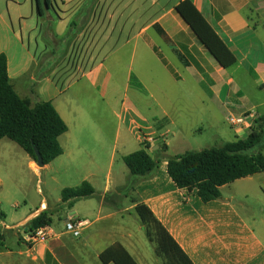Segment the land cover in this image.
Returning a JSON list of instances; mask_svg holds the SVG:
<instances>
[{"label":"crops","instance_id":"obj_1","mask_svg":"<svg viewBox=\"0 0 264 264\" xmlns=\"http://www.w3.org/2000/svg\"><path fill=\"white\" fill-rule=\"evenodd\" d=\"M29 1L32 9L29 18L35 17L38 20L36 27H30L27 23L28 18L20 13L18 0L3 2L0 0V55L4 54L7 58L8 76L13 89L20 98L29 100L32 106L38 102H51L67 124L68 131L64 135H68L69 141L75 142L74 149L76 151H88L86 146L76 141L86 139L92 134L97 139L108 137L113 141L114 148L119 145L124 149L127 148L129 144L126 136L122 134L120 125L113 126L112 117L116 115L115 110L109 108L108 117H105L104 113L99 115L95 112V118L101 117V120L104 121L100 120L102 124L100 128H93V130L87 128L84 125V114L79 111L75 112L71 98L66 96L75 82L62 88L55 76L59 65L71 55L70 48L72 47L73 50L75 39L80 31L84 33L87 29L86 25L90 24L95 17L103 22L110 13V19L112 18L114 10L111 9V5L106 6L103 0H93L92 4L89 0H84L76 6L75 0H53V6L48 9L47 16L42 17L36 12L34 0ZM182 1L184 0H177L165 14L152 19L151 23L142 31L151 28L155 30V25H157L164 32V37L158 31L157 34L171 47L183 68L194 76L200 85L206 87L208 91L206 102L209 105L214 106L218 102L224 103L225 100L235 97H237L236 101L239 105H246L243 89L239 84L236 86L234 84V82L236 83L234 75L237 72L245 77H251L255 86L262 90L264 99V0H189L235 55L237 63L227 69L220 66L207 49L199 44L189 26L176 13L175 8ZM1 4L5 5L4 9L1 8ZM14 16L19 22L20 31L14 26ZM41 20L43 22L39 24ZM164 20L171 26L172 32L163 25ZM49 25L51 31H48ZM38 30L40 31L38 32ZM108 30L97 27L92 31V33H98V52L105 48L106 38L109 42L114 36V33H107ZM74 33H77V36H74ZM147 43L153 51L156 50L154 42ZM41 45H44L45 52ZM163 65L171 77L176 80L182 79L170 63ZM231 69L235 71L232 72ZM109 75H102L98 83L94 85L90 83L80 85L76 92L78 99H82L90 86L96 87L102 80L104 97L110 92L115 97L116 90L110 91L109 89L111 81ZM138 81L143 87V90L140 91L153 99L154 105L157 106L159 103L157 97L146 88L141 80ZM128 82L127 87L129 88L131 87V76H128ZM130 108L135 114L129 117L134 128L139 129L144 136H148L152 140L164 137L169 149L166 135L170 122L173 123L169 115L164 113L162 116H157V114L145 116L132 103H127L124 110ZM250 110L256 109L254 107L253 109H244L241 114ZM259 114L264 115L260 112ZM110 115L112 116L109 117ZM71 118H73V123H76V131L73 133H71L69 124ZM233 134L234 140L240 138L235 131ZM137 140L139 148L136 151L142 149L144 137L138 135ZM14 144L16 143L8 138L0 140V193L5 187L15 192L26 190L22 177L24 170L39 173L44 168L49 169L55 160L66 153L60 143L63 154L40 168L18 144L25 153L19 151L20 149ZM160 147L161 143L159 142L151 146L157 152ZM71 153L72 159L76 161L79 156L74 153L78 152L71 151ZM127 155L129 154L122 155V162ZM88 157L90 159L89 167L86 169L81 184L84 181L89 182L95 189L96 196L84 200L89 202L95 200L97 203L91 208L93 212L89 211L81 215L74 211L70 214L82 221L89 222L82 232L91 229L99 222L114 219L122 211H133L136 206L135 201L128 208L124 209L123 205L127 202L130 193H136L139 195L140 201L151 209L193 264H264V224L260 226L263 227L262 229L259 228L251 218L245 217L238 211L234 206L235 202L233 205L219 198L220 200L204 203L197 196L196 191L177 188L167 174V162L165 161L160 164L157 170L144 177H133L127 167L126 169L121 167L116 176L108 174L105 183H102L101 170L95 161V156L89 154ZM115 161L116 156L113 152L110 165L113 166ZM92 166H95L96 169H92ZM129 182L134 184L132 191L127 193L125 187ZM106 195H109L107 201L104 199ZM107 204L111 205L114 210L105 211ZM45 208L46 203L42 202L38 209L12 224H8L5 215L0 213V236H4L7 231L9 236L17 240L16 250H11L4 244V247L10 250L12 260L16 259L19 262L25 257L24 244L19 242L20 227L40 212L50 209L49 207ZM93 215L95 218L90 220ZM50 227L55 236L45 243L29 247L27 249L28 256L40 264L45 263L48 258L56 264H62L61 259L71 258L72 254L62 240L63 232H57L53 222ZM118 230L122 232V230H126V227L119 224L110 228V232L105 235L98 233L90 236L93 238L89 237L92 246L96 248L98 259L103 251L115 243L122 244L133 257H137L132 248L133 235L130 231L126 230V235L122 236L125 241L120 239L115 242H107ZM7 260L5 253L1 252L0 264H6L4 262ZM136 261L141 264V261L145 260L138 256Z\"/></svg>","mask_w":264,"mask_h":264},{"label":"rangeland","instance_id":"obj_2","mask_svg":"<svg viewBox=\"0 0 264 264\" xmlns=\"http://www.w3.org/2000/svg\"><path fill=\"white\" fill-rule=\"evenodd\" d=\"M75 1L76 6L84 0ZM89 1L92 4L93 0ZM176 1L103 0L106 6L111 5L114 15L110 19L109 13L103 22L95 17L90 24L86 25L87 29L84 33L80 31L78 36L77 33H74L77 38L75 39L73 50L72 47L70 48L72 53L59 65L55 74L59 86L62 85V88L75 82L70 91L66 93V96L71 98L75 112L79 111L84 114V125L87 128H92L93 130V128L101 127V117L99 119L95 118V112L99 115L104 113L105 117H108L109 108L114 109L116 115L112 117L113 126L118 127L120 125L123 131L122 134L127 138L128 147L124 149L119 145L114 148L113 141L108 137L97 139L92 134L87 136L86 139L75 140L86 146L88 151H76L74 149L75 142L69 141L68 135H64L60 138V143L65 149V155L55 160L49 169L44 168L39 173L24 170L22 177L24 178L26 190L15 192L5 187L0 193V213L5 215L8 224L18 222L38 209L42 202L46 203V208H50L48 212L53 219L54 228L59 233L63 232L62 240L72 254L71 258H62V264H102L100 259L97 258L96 248L92 246L89 237L98 233L105 235L110 232V228L119 224L125 226L126 230L133 235L132 248L135 256L145 260L141 261V264H163L162 259L156 256L154 247L147 239L134 210L122 211L114 219L99 222L91 229L82 232L78 238L65 230V218L68 215L70 216L74 211L81 215L89 211L93 212L91 208L97 203L95 200H91L92 202L82 200L79 203L76 202L77 204L74 208H69L61 201L62 189L74 188L81 184L86 169L89 167L88 161L90 159L88 155L92 154L95 156V161L101 170V182L105 183L108 174L116 176L121 167L126 169V165L121 160L122 155L135 152L139 148L137 136L141 135L144 137V135L139 129L134 128L130 122L129 117L134 114V111L131 108L124 110L127 103H132L145 116H151L152 114L162 116L167 113L173 122L172 124L170 122L166 135L169 141V149L167 151L162 153L151 148L156 142L166 144L164 137L156 138L152 141L144 140L143 142V146L149 147V154L155 160H159L160 164L164 162L165 158L170 156L183 154L187 151L223 147L227 142L234 140V129L228 123L230 115L239 117L242 115V110L253 109V107L257 111V118L262 116L259 112L264 114L262 90L255 86L251 77H245L240 72L235 73L234 80L236 83L234 82V84L235 86L239 84L243 89L246 96V105H239L236 101L237 97L227 99L224 103L218 102L214 106L209 105L206 102L208 93L206 87L200 85L197 79L183 68L171 47L157 34V30L151 28L147 31H142L151 23L152 19L165 14ZM18 2H20L18 9H20L22 16L28 18L27 23L29 26L36 27L38 20L35 17L29 18L32 10L30 1L18 0ZM1 8L4 9L5 5L1 4ZM101 10L100 8L99 11L101 12ZM13 22L15 28L20 31L16 16L13 17ZM41 22L43 21H39V24ZM162 23L172 32L171 26L167 24L166 20ZM97 27L106 31L109 29L107 33H114L113 38L109 42L108 38H106L107 44L101 52L97 51L98 33H92ZM147 42H154L157 47L156 50L153 51ZM94 45L95 47H93ZM41 47L43 52H45L44 45H41ZM161 60L163 64L170 63L182 79L176 80L171 77ZM234 69H231V71H235ZM105 74L111 78L109 89L110 91L112 89L116 90L115 97H113L111 92L104 97L102 80L96 87L88 85L90 86L88 91L82 96L81 100L78 99L76 92L80 85L88 83L94 85ZM128 76L133 77V83L136 81L135 79L141 80L146 88L157 97L158 105L155 106L153 99L134 86L128 88ZM72 120L73 118L69 119L71 133L76 131V123H73ZM253 121H251V126L254 123ZM106 126H108L107 123ZM14 145L20 149L19 151L23 152L17 144ZM70 150L78 152L74 153L79 156L76 161L72 159ZM113 152L115 153L116 161L111 166L110 162ZM92 169L95 170V166H92ZM220 191V199L222 201L231 204L235 202V205H233L242 215L251 218L252 222H255L259 228H263L260 226L264 224V173L237 180L222 187ZM134 201L140 203V197L136 193H130L127 202L123 205L124 209L130 207ZM104 210L114 209L107 204ZM94 218L95 215L90 220ZM126 230H122V232L120 230L115 231V235L109 238L107 242H115L120 239L125 241L122 236L126 235ZM5 232V235L2 236L5 246L11 250H16V238L9 236L7 231ZM111 232L113 233V231ZM20 242L24 244L25 248H23L26 250L24 260L19 262L16 259L12 260L11 253H9L10 250L7 247L0 246V253L4 252L5 257L8 258L4 263L40 264L32 260L31 256H28L27 249L29 246L23 240ZM137 257L134 258L137 260ZM41 264H56V262L48 258L45 263Z\"/></svg>","mask_w":264,"mask_h":264},{"label":"trees","instance_id":"obj_3","mask_svg":"<svg viewBox=\"0 0 264 264\" xmlns=\"http://www.w3.org/2000/svg\"><path fill=\"white\" fill-rule=\"evenodd\" d=\"M39 16L45 17L53 0H34ZM176 13L189 26L215 61L227 69L237 63L235 55L223 42L216 31L204 19L197 8L184 0L175 8ZM74 26V25H73ZM162 37L164 32L155 25ZM50 25L48 31H51ZM70 33V32H69ZM72 33V32H71ZM131 86L143 90L138 79ZM250 132L244 138H237L223 147H212L200 151H187L183 154L164 159L167 162V174L179 189L196 191L197 196L209 203L221 197L220 189L237 180L264 172V116L253 121ZM68 131V126L51 102H38L34 106L29 100L22 99L13 89L7 70V58L0 55V140L8 138L18 144L35 162L36 150L44 165H48L63 154L59 138ZM147 146L123 158L131 176L144 177L157 170L160 161L148 152ZM168 146L161 144V152ZM133 182L125 189L130 193ZM62 203L72 208L78 201L93 198L96 191L84 181L74 188H65L61 192ZM109 195L105 196L107 201ZM136 203L134 212L145 231V235L154 247L156 256L163 264H193L176 240L158 221L151 209L144 203ZM53 219L48 210L26 222L20 230L32 233L35 230L51 226ZM22 238H19V242ZM2 236L0 246L4 247ZM99 259L102 264H139L129 251L120 243H115L103 251Z\"/></svg>","mask_w":264,"mask_h":264},{"label":"built area","instance_id":"obj_4","mask_svg":"<svg viewBox=\"0 0 264 264\" xmlns=\"http://www.w3.org/2000/svg\"><path fill=\"white\" fill-rule=\"evenodd\" d=\"M254 119H257V111L250 110L239 117L230 115L228 117V123L234 129L237 136L244 138L250 132L251 121ZM144 140L152 141L148 136H144ZM88 223V221H82L75 215H70L65 221V230L78 238L81 236L83 228L88 225ZM54 236L55 233L50 226L41 227L32 233L21 230V238L29 247L38 243H45Z\"/></svg>","mask_w":264,"mask_h":264},{"label":"water","instance_id":"obj_5","mask_svg":"<svg viewBox=\"0 0 264 264\" xmlns=\"http://www.w3.org/2000/svg\"><path fill=\"white\" fill-rule=\"evenodd\" d=\"M36 156H37V166L40 167V168H43L45 165L43 163V160L39 154V152L36 150Z\"/></svg>","mask_w":264,"mask_h":264}]
</instances>
